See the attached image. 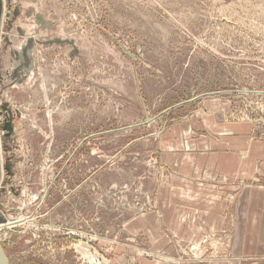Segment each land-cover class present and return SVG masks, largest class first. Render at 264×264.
I'll return each instance as SVG.
<instances>
[{"label":"rangeland","instance_id":"rangeland-1","mask_svg":"<svg viewBox=\"0 0 264 264\" xmlns=\"http://www.w3.org/2000/svg\"><path fill=\"white\" fill-rule=\"evenodd\" d=\"M3 3L0 225L22 220L0 226L9 264L229 261L230 232H172L155 251L124 225L155 207L164 182L187 209L249 185H176L160 147L208 98L264 140V0Z\"/></svg>","mask_w":264,"mask_h":264},{"label":"crops","instance_id":"crops-1","mask_svg":"<svg viewBox=\"0 0 264 264\" xmlns=\"http://www.w3.org/2000/svg\"><path fill=\"white\" fill-rule=\"evenodd\" d=\"M204 105L207 112L181 121L163 137L160 150L165 152L166 160L162 162L173 168L171 182L176 185H190L191 180L216 182L221 176L238 178L249 185L234 201L226 200L221 192L223 199L219 195L213 206L203 202L185 209L182 207L185 202L169 201L171 188L164 182L159 187L160 197L155 198V207L128 220L124 234L141 233L155 251H161L169 247L172 232L179 236L194 235L196 229L200 232L197 227L201 225L202 237L231 233V259L214 264H264V140L251 139L252 123L225 119L219 99L208 98ZM255 179L257 182H252ZM205 188L210 187L205 186L202 191H207ZM194 191L193 196L199 194ZM199 199L203 201L202 197ZM195 210L201 213L196 214Z\"/></svg>","mask_w":264,"mask_h":264},{"label":"bare ground","instance_id":"bare-ground-1","mask_svg":"<svg viewBox=\"0 0 264 264\" xmlns=\"http://www.w3.org/2000/svg\"><path fill=\"white\" fill-rule=\"evenodd\" d=\"M3 3V0L1 1V4ZM4 5V3H3ZM3 11V10H2ZM2 11H1V14H2ZM3 20H4V14H2V17L0 18V28L2 26V23H3ZM2 21V22H1ZM44 36V35H43ZM1 39V38H0ZM0 161L2 162V158L0 156ZM3 170V169H2ZM2 170H1V173H2ZM2 179V174L0 175V180ZM22 220H19L17 222H9L8 225H3L5 226L4 228H7V229H10L11 227H14V226H17V224H20ZM1 227H3L2 225H0Z\"/></svg>","mask_w":264,"mask_h":264},{"label":"water","instance_id":"water-1","mask_svg":"<svg viewBox=\"0 0 264 264\" xmlns=\"http://www.w3.org/2000/svg\"><path fill=\"white\" fill-rule=\"evenodd\" d=\"M1 11H2V4L0 0V18H1ZM1 169H3V166L2 167L0 166V175H1ZM0 264H9L1 244H0Z\"/></svg>","mask_w":264,"mask_h":264}]
</instances>
